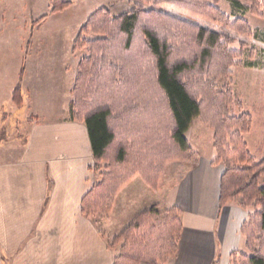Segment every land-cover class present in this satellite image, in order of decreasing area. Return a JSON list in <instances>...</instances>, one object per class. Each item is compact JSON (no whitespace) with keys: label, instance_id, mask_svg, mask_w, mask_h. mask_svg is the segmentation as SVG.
<instances>
[{"label":"trees","instance_id":"1","mask_svg":"<svg viewBox=\"0 0 264 264\" xmlns=\"http://www.w3.org/2000/svg\"><path fill=\"white\" fill-rule=\"evenodd\" d=\"M128 1L127 13L95 10L73 42L72 53L85 55L76 66L69 115L86 127L90 170L97 175L81 200L82 215L107 218L116 195L134 178L156 189L166 165L195 158L185 133L198 118L212 130L211 163L224 167L219 208L252 210L240 230L249 254H234L231 264H264V157L256 160L248 150L244 136L252 118L235 113L241 110L238 92L216 86L235 62L251 59L247 43L257 30L223 13V0ZM228 1L232 15L250 13L264 21V0ZM49 3L50 14L71 5ZM46 18L33 22L35 31ZM233 42L238 49L228 47ZM24 69L11 95L17 107ZM181 232L178 208L143 211L110 241L118 250L113 264H167L178 252Z\"/></svg>","mask_w":264,"mask_h":264},{"label":"crops","instance_id":"2","mask_svg":"<svg viewBox=\"0 0 264 264\" xmlns=\"http://www.w3.org/2000/svg\"><path fill=\"white\" fill-rule=\"evenodd\" d=\"M20 69L8 92L0 85V111L5 100L12 101ZM29 111V133L0 148V264H113L118 250L111 239L154 206L180 211L178 252L167 264H231L234 254L243 253L240 230L251 210L219 208L224 167L211 163L215 153L203 157L191 147L195 158L166 165L156 189L134 178L116 195L107 218H87L81 200L97 175L90 170L86 127L70 116L44 122ZM5 119L0 114V122Z\"/></svg>","mask_w":264,"mask_h":264},{"label":"rangeland","instance_id":"3","mask_svg":"<svg viewBox=\"0 0 264 264\" xmlns=\"http://www.w3.org/2000/svg\"><path fill=\"white\" fill-rule=\"evenodd\" d=\"M69 1L71 5L67 9L50 14L49 0H0V85L3 92L8 83L17 82L23 57L27 55L22 84L25 102L22 107H17L9 99L4 101L0 114L6 115V121L0 122V148L9 147L12 140H23L29 133V108L37 111L35 115L44 122L69 118L72 98L69 91L73 86L77 63L85 55L84 50L72 53L79 29L97 9L105 8L112 15L132 9L128 0ZM219 8L231 20L241 17L253 30H257L255 37L247 43L251 59L243 58L244 62H235L230 67V75L218 80L216 86L238 92L241 110L235 113L251 116L252 128L244 138L252 157L260 160L264 157V21L250 13L232 15L228 0L221 1ZM43 16H47L46 20L35 31L33 22ZM228 47L238 49L239 45L233 42ZM248 61L252 67L245 66ZM185 137L201 156H213L212 130L198 118L193 120ZM13 145L16 147L20 143ZM261 187L264 188V185ZM243 253L249 254V250L245 247Z\"/></svg>","mask_w":264,"mask_h":264}]
</instances>
